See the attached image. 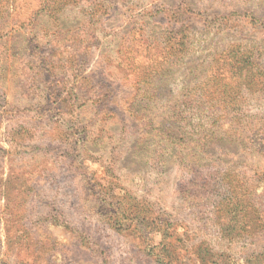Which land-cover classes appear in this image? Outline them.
Listing matches in <instances>:
<instances>
[{"label":"rangeland","instance_id":"rangeland-1","mask_svg":"<svg viewBox=\"0 0 264 264\" xmlns=\"http://www.w3.org/2000/svg\"><path fill=\"white\" fill-rule=\"evenodd\" d=\"M0 264H264V0H0Z\"/></svg>","mask_w":264,"mask_h":264},{"label":"trees","instance_id":"trees-1","mask_svg":"<svg viewBox=\"0 0 264 264\" xmlns=\"http://www.w3.org/2000/svg\"><path fill=\"white\" fill-rule=\"evenodd\" d=\"M166 70L164 72L162 70L157 71L158 72L157 75L159 77L168 76V74H166ZM215 75L218 76V81L213 80L212 83L220 82L219 79L221 77V73L219 71H216ZM215 75H214V77H215ZM145 76H144V78H145L144 84L146 86H150L151 82L153 81L152 80L153 77H151L152 74L145 75ZM209 78H210V76H209ZM209 78H208V80H209ZM166 131L171 133V131L169 129H167V128H166ZM228 136L229 135L227 134V131H224L223 129H221L218 126H214L212 129L208 130L207 135L198 137L197 141L195 142V146L197 148H200L201 150H204V149H207V148H210V147H215L218 143L226 141L228 139Z\"/></svg>","mask_w":264,"mask_h":264}]
</instances>
